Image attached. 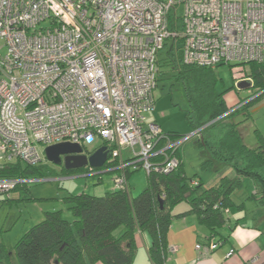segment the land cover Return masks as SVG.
<instances>
[{"label":"built area","instance_id":"1","mask_svg":"<svg viewBox=\"0 0 264 264\" xmlns=\"http://www.w3.org/2000/svg\"><path fill=\"white\" fill-rule=\"evenodd\" d=\"M170 39L182 40L185 64L264 65V0H0L2 158L34 166L45 161L48 145L84 149L98 140L107 160L118 161L108 168L116 171L115 189L127 187L128 167L173 170L179 162L173 151L188 136L173 141L147 121L157 53ZM86 168L83 175L97 172ZM29 180L0 177V194ZM219 244L195 248L207 254Z\"/></svg>","mask_w":264,"mask_h":264},{"label":"trees","instance_id":"2","mask_svg":"<svg viewBox=\"0 0 264 264\" xmlns=\"http://www.w3.org/2000/svg\"><path fill=\"white\" fill-rule=\"evenodd\" d=\"M181 48V39L166 40L157 53V66L172 70L171 76L181 82L187 102L185 118L193 131L200 129L195 136L200 166L217 173V183L202 187L201 180H195L196 176H187L176 148L173 154L179 160L178 165L167 173H147L146 186L136 195H131L128 185L102 195L64 193L62 201L68 205L73 220L66 219L62 209L44 211L43 218L26 229L12 249L0 243V264H132L137 230L150 238V259L162 264L167 251L166 232L175 216L171 211L179 202L187 201L189 210L184 213L195 214L207 227L205 241L198 242L202 244L210 240L224 243L227 239L220 229L228 221V208L234 207L232 194L242 187V177H250L257 187L248 194V200L264 203V137L254 130L256 143L247 145L243 140V119L235 118L239 111L248 114V106L264 97V65L253 61L228 63L230 67L239 65L238 74L231 73L229 88L217 90L220 77L215 68L220 64L215 67L185 64ZM165 73L160 69L159 78ZM238 80L249 82L251 92L239 99L238 103H243L240 108L231 110L224 95L235 88L233 84ZM164 133L173 141L183 137L176 132ZM163 144L164 139H160L156 147ZM155 157L154 160L162 158ZM117 162V159H108L103 168ZM42 167L41 163L33 166L20 159H5L0 165V177L43 178L47 175ZM138 168L139 165L126 168V178L130 170ZM225 168H231L234 176L225 173ZM87 171L85 167L63 168L66 174ZM27 186L17 184L12 190L28 193ZM119 228L122 232L115 236Z\"/></svg>","mask_w":264,"mask_h":264},{"label":"rangeland","instance_id":"3","mask_svg":"<svg viewBox=\"0 0 264 264\" xmlns=\"http://www.w3.org/2000/svg\"><path fill=\"white\" fill-rule=\"evenodd\" d=\"M171 15L174 16L173 10H171ZM182 15L183 6H176V16L180 17ZM4 53V42L0 40V55ZM161 69H163L166 73L163 77L157 78V85L153 90L155 101L154 106L155 103L157 104L158 102V108L155 112H152L149 117L147 115L148 120L152 121L154 119L153 117H156V119L160 121L164 130H176L178 131L176 132L178 135L180 134L185 137L188 136L186 140L181 141L179 144V151L184 163L185 173L188 176H196L195 179L201 178L202 187H207L209 185V182H207L208 179H210L213 175L217 177V175L212 170H202L200 168L201 158L199 154V148L195 145L196 135L192 134V127L184 115L187 102L183 92L182 84L180 81H177L174 76H171V74L174 73L172 70H169L164 66H161ZM238 69L239 65H232L231 67L228 64L218 65L215 69L216 74L220 77V79H218L219 81L217 84V89L222 90L229 88L232 85L231 73L236 74ZM236 86L237 85H235V87ZM235 90L236 89L234 88L226 91L225 96L227 97V100L230 98V96L235 98ZM238 91H241L240 94L242 96L246 95V92H242L243 90L240 89ZM249 106L248 114L244 115V112L239 111L235 118L236 120L243 119L241 125H243L242 128L243 135L245 136V143L247 145H254L257 140L254 130H257L262 136H264V97H261L259 101L255 102L250 107ZM99 144L100 142L98 140H94L92 143L86 144V146L89 151H92L98 147ZM128 154L129 152L126 149H123V156L125 158L128 157ZM41 164L43 165L42 169H44V172L47 176L44 178H30V180L26 182V184L29 186L28 188L31 189L28 196H50V199L44 200L42 198L30 201L13 200L10 204L0 203V241L4 240V243L9 249L13 248L15 241L26 229H28L32 224L36 223L38 218L42 217L40 210H46L49 209L48 207L52 208L54 206L56 209L61 208L65 217H72V214L69 212V210H67L66 204L62 201V197L65 195L64 193L68 191L67 189H69L70 192L73 191L74 193L86 191L87 193L91 194L93 191H95V189L97 192H100L101 189L105 188L107 182L106 180L109 179V173H103L105 175L100 183L95 182L97 180L96 178L99 176L98 173L94 176H85L83 175V172L78 174H66L63 172V165L54 164L48 161L46 158ZM113 175L114 174L112 173V176ZM131 175L133 177L130 179L131 181H129L131 187L130 191L131 194L134 195L141 191L146 185L145 171L140 168L136 171H133ZM139 175L143 176L141 181H138L139 178L137 177ZM133 183L134 185H132ZM248 187H252V184H248ZM248 192L249 189L247 191V185L244 181L242 187L235 190L232 198L234 201L239 203V201L244 199ZM21 193L22 195L26 194V192ZM101 193L103 194L104 192ZM5 195L6 194H0V198ZM11 197H18V193L12 192ZM182 205L183 203L180 204V206Z\"/></svg>","mask_w":264,"mask_h":264},{"label":"crops","instance_id":"4","mask_svg":"<svg viewBox=\"0 0 264 264\" xmlns=\"http://www.w3.org/2000/svg\"><path fill=\"white\" fill-rule=\"evenodd\" d=\"M247 68V67H246ZM160 67L158 66V76L159 78V72H160ZM216 69V68H215ZM239 82L241 80L235 81L233 84L235 87V98L233 96H230V98L227 100V97L224 95L225 103L227 107L231 110H234L236 108H240V106L243 103H238L239 99L245 97L246 95L250 94L251 89L249 88L250 86H239ZM217 86V85H216ZM217 88V87H216ZM234 89V88H232ZM243 90L242 92H246L245 96H242L240 94L241 91L238 90ZM218 90V89H217ZM255 103V102H254ZM253 103V104H254ZM251 104V105H253ZM250 105V106H251ZM249 106V107H250ZM158 108V102L157 104L155 103L154 109L148 114V117L152 112H155ZM230 110V111H231ZM248 110V109H247ZM150 122H155L162 131H174L178 132L176 130H164V128L161 126L160 121L156 119V117H153L154 119L148 120ZM244 135H243V140H244ZM264 137V136H263ZM245 142V141H244ZM256 143V142H255ZM197 146V144L195 143ZM100 147V144L98 148ZM86 149V154H91L94 150L89 151L87 147ZM179 151V147H178ZM124 157V156H123ZM179 157L183 166V170L185 173L184 169V163L181 158V154L179 151ZM46 158V157H45ZM5 162V159L2 158L1 152H0V165ZM201 163V159H200ZM62 165V164H60ZM90 166V165H86ZM86 166H84L86 168ZM64 168V166H63ZM83 168V167H81ZM94 168V167H93ZM100 168L99 170H97ZM201 168V166H200ZM97 172L94 174H91L89 176H94L97 173L99 176L96 178L97 180L95 181L96 183H100L103 180V177L105 174L103 173H109V179L106 180V185L104 189H101L100 192H97L96 189L91 193L92 195H101V192H107V191H113L115 189L114 183H113V176L115 175V172L101 167L94 168ZM140 169V168H138ZM138 169H132L133 171H136ZM202 169V168H201ZM226 169V168H225ZM230 169V170H229ZM130 170V174L128 175V186L129 189L130 187V179L133 177L131 174L133 171ZM202 170H208V169H202ZM144 171V170H143ZM114 172V173H113ZM111 173V174H110ZM112 173L114 174L112 176ZM225 173H227L230 176H234V171L231 168H227L225 170ZM186 174V173H185ZM215 175L211 176L210 179H208L207 182H209L208 186L215 185L218 181V174L215 173ZM64 175V174H62ZM187 175V174H186ZM87 176V175H85ZM188 176V175H187ZM145 177H146V183H147V173L145 172ZM44 178V177H43ZM111 178V179H110ZM137 178L138 181H141L143 176L139 175ZM107 179V178H105ZM200 179L201 178H197ZM195 179V180H197ZM242 181L246 182L247 185V191L249 189V193L252 191H256L257 187L254 183V181L250 177H242ZM202 182V180H201ZM252 184V187H248V184ZM134 185V183L132 184ZM243 185V184H242ZM146 186V185H145ZM28 189V193L22 195L21 190H12L9 192L7 195L2 196L0 198V203L2 204H7V203H12L13 200H36V199H50V196L48 197H37V196H28L29 191L31 190L30 188ZM241 188V187H240ZM70 192L69 189H67ZM251 190V191H250ZM239 191V190H238ZM17 192L18 197H11V194ZM81 192L86 191H80V192H73L71 191L70 193L74 194H79ZM140 192V191H139ZM138 192V193H139ZM235 192V191H234ZM131 193V191H130ZM90 194V193H88ZM137 194V193H136ZM134 194V195H136ZM248 194L245 195L244 199L241 201L236 202L233 200L234 207L228 208V221L224 224L223 228H221L222 234L227 236V239L225 240L224 243H220L218 246L214 247L210 252L207 254H200L196 248L195 245L198 242H203L205 241L206 235L208 234V229L204 224H201L197 218V216L193 213H184L189 210V204L187 201H181L178 204H176L173 209H172V214L175 215L172 217L171 223L168 227V230L166 232V250L168 246H175L177 249L175 252H167L166 251V256L162 264H264V203L260 204L259 201H252L248 200ZM133 195V194H131ZM28 196V198H27ZM233 196V194H232ZM241 196V195H240ZM239 196V198H240ZM57 197V196H55ZM183 203L182 206L180 204ZM1 205V204H0ZM68 205H66L67 207ZM49 209L46 210H55L56 207H48ZM61 209V208H59ZM46 210H40L42 213V217L38 218V221H40L43 218V212ZM68 210V209H67ZM70 212V211H69ZM63 213V211H62ZM71 213V212H70ZM183 213V214H182ZM65 217V215H63ZM68 220H73V216L69 218L68 216L65 217ZM36 221V222H38ZM33 225V224H32ZM231 227V228H230ZM122 232V228L117 229L114 232L115 236H118ZM134 239H135V253L132 259V264H155L149 257L148 255V247L150 244V238L148 235L139 232L137 230L134 234ZM1 244H6L4 243V240L0 241ZM7 247V246H6ZM8 248V247H7ZM233 250L231 254H229L230 250ZM93 264H103L101 262H95Z\"/></svg>","mask_w":264,"mask_h":264},{"label":"water","instance_id":"5","mask_svg":"<svg viewBox=\"0 0 264 264\" xmlns=\"http://www.w3.org/2000/svg\"><path fill=\"white\" fill-rule=\"evenodd\" d=\"M238 85L240 87L248 86L249 82L241 81ZM44 154L48 161L54 164L62 163L64 168L68 170L81 168L86 165L94 168L101 167L104 165L108 155L105 146H100L91 154H86L78 143L73 142H59L48 145L44 148Z\"/></svg>","mask_w":264,"mask_h":264},{"label":"flooded vegetation","instance_id":"6","mask_svg":"<svg viewBox=\"0 0 264 264\" xmlns=\"http://www.w3.org/2000/svg\"><path fill=\"white\" fill-rule=\"evenodd\" d=\"M100 146H101V145H100ZM97 148H98V147H97ZM84 152L86 153V149H85V148H84ZM62 157H63V156H62ZM62 157H61V158H62ZM61 164H62V163H61ZM62 165H63V164H62Z\"/></svg>","mask_w":264,"mask_h":264},{"label":"clouds","instance_id":"7","mask_svg":"<svg viewBox=\"0 0 264 264\" xmlns=\"http://www.w3.org/2000/svg\"><path fill=\"white\" fill-rule=\"evenodd\" d=\"M83 152H84V149H83ZM107 154H108V153H107ZM107 158H108V155H107ZM106 161H107V159H106ZM106 161H105V162H106Z\"/></svg>","mask_w":264,"mask_h":264}]
</instances>
